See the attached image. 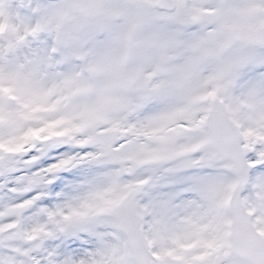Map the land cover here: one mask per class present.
<instances>
[{"label":"snow or ice","instance_id":"1","mask_svg":"<svg viewBox=\"0 0 264 264\" xmlns=\"http://www.w3.org/2000/svg\"><path fill=\"white\" fill-rule=\"evenodd\" d=\"M0 264H264V0H0Z\"/></svg>","mask_w":264,"mask_h":264}]
</instances>
